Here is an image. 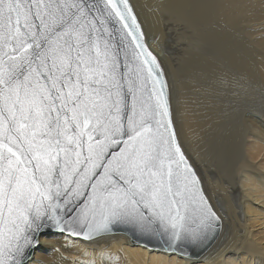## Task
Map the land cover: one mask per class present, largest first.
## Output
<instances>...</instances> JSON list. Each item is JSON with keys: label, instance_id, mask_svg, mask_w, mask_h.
Returning a JSON list of instances; mask_svg holds the SVG:
<instances>
[{"label": "snow or ice", "instance_id": "1", "mask_svg": "<svg viewBox=\"0 0 264 264\" xmlns=\"http://www.w3.org/2000/svg\"><path fill=\"white\" fill-rule=\"evenodd\" d=\"M217 221L128 0H0V264L46 230L130 225L172 252Z\"/></svg>", "mask_w": 264, "mask_h": 264}, {"label": "bare ground", "instance_id": "2", "mask_svg": "<svg viewBox=\"0 0 264 264\" xmlns=\"http://www.w3.org/2000/svg\"><path fill=\"white\" fill-rule=\"evenodd\" d=\"M128 2L164 73L178 142L219 234L199 257L133 243L125 233L91 241L42 234L28 264H264V0ZM151 3L186 29L179 24L182 32L166 40Z\"/></svg>", "mask_w": 264, "mask_h": 264}, {"label": "water", "instance_id": "3", "mask_svg": "<svg viewBox=\"0 0 264 264\" xmlns=\"http://www.w3.org/2000/svg\"><path fill=\"white\" fill-rule=\"evenodd\" d=\"M128 4H129V2H128ZM129 6H130V4H129ZM132 13L134 15L133 11H132ZM137 23H138V21H137ZM140 32L142 34L143 45L150 52V50L148 49V47L145 44V39H144V35L141 31V28H140ZM128 39H129V41H131V37H129ZM133 47H134V45H133ZM157 62H158V60H157ZM168 96H169V93H168ZM169 106H170V104H169ZM170 113H171V110H170ZM171 119H172V116H171ZM219 231H220V223L218 220L216 222V225H215V230L211 234L212 238H210V240L208 242H206V246H197L196 244H193L191 242H185L182 249H177V251H174V252H177V253H180L182 255L189 256V257H199L204 252H206L209 249V247L214 243V241L216 240V238L219 234ZM49 233H61V232H59L57 230H46L43 234H49ZM115 233H125L126 235H128L130 237V240L133 243H140V244L146 245L150 248H157V249H162V250H165V248H166L165 241L167 240V237H165L164 240H161L160 238L155 237V236L141 235L137 230L132 228V226H130V225L118 226L115 230ZM66 234L70 235L69 233H66ZM32 253H33V251L31 252L30 257L32 256Z\"/></svg>", "mask_w": 264, "mask_h": 264}, {"label": "rangeland", "instance_id": "4", "mask_svg": "<svg viewBox=\"0 0 264 264\" xmlns=\"http://www.w3.org/2000/svg\"><path fill=\"white\" fill-rule=\"evenodd\" d=\"M153 7H155L156 8V6H153ZM152 7V3L150 4V6H149V8L152 10V11H155V8H154V10L152 9L153 8ZM156 13H155V20L157 21V26H158V31H159V33L161 34V36L162 37H165V39L166 40H169L170 39V36L169 35H174L175 33L174 32H176V28H177V31H179L180 29H182V27L181 26H183V29L185 28L186 29V26H188V23H186V25L184 24H181V23H185V22H182V19L181 18H176V17H174L173 19H171L170 17H169V11H167V10H162V11H160V12H157V10L155 11ZM242 17V16H241ZM176 19H180L179 21H180V23H179V21L177 22V20ZM243 19V18H242ZM242 19H240L239 18V16H238V20H240L239 22V25H240V29H241V33H244L245 31H246V29H247V27H248V25H247V23L244 21V20H242ZM184 21V20H183ZM259 21V22H258ZM261 19H259V20H257L256 21V23H257V25H254V26H257V27H259L260 25H261ZM174 23V24H173ZM178 24V25H177ZM179 24H181V26H179ZM173 25V26H172ZM174 27V26H176V27H174V28H172V27ZM171 27V28H170ZM179 27H181V28H179ZM179 28V29H178ZM175 29V30H174ZM184 29V30H185ZM183 30V31H184ZM245 30V31H244ZM147 31V30H146ZM151 32V31H150ZM174 34H173V33ZM182 32V31H181ZM180 31H179V33H181ZM178 33V32H177ZM257 34H260L261 33V31L260 30H257V32H256ZM171 42H172V39H171Z\"/></svg>", "mask_w": 264, "mask_h": 264}]
</instances>
